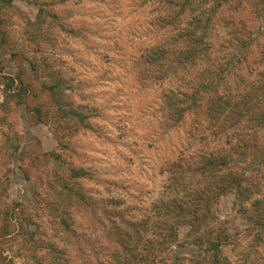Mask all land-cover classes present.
Listing matches in <instances>:
<instances>
[{"label": "rangeland", "instance_id": "rangeland-1", "mask_svg": "<svg viewBox=\"0 0 264 264\" xmlns=\"http://www.w3.org/2000/svg\"><path fill=\"white\" fill-rule=\"evenodd\" d=\"M244 19L246 47L234 34ZM187 29L204 36L197 65L178 57ZM1 39L0 264H214L221 236L224 264H264V224L248 219L264 204V142L234 155L255 186L244 205L202 171L239 132L264 141V125L218 128L204 106L179 119L169 102L210 65L222 94L259 79L264 0H13ZM175 200L210 215L192 227L168 211ZM163 221L180 225L161 244Z\"/></svg>", "mask_w": 264, "mask_h": 264}, {"label": "trees", "instance_id": "trees-1", "mask_svg": "<svg viewBox=\"0 0 264 264\" xmlns=\"http://www.w3.org/2000/svg\"><path fill=\"white\" fill-rule=\"evenodd\" d=\"M12 2L13 0H0V9L5 6L11 5ZM201 19L202 17L200 15L194 18L196 23H200ZM241 23L242 25H237L236 29L234 30V34L235 36H237L235 40L236 42H240L241 45L246 47V41L248 37L247 33H245L246 31H244L247 26L246 19L242 20ZM180 36L181 39H183L184 45L178 51L180 55H178V57H180L179 59L182 58L181 56H184V58H186L189 62L197 65L205 55V48H199L204 40V36L200 34L197 35L194 30L190 29H187L185 34L181 33ZM0 42L5 43L6 40L1 39ZM156 51L157 52L154 53L155 55L161 52L157 49ZM248 54V51L241 53V56L243 57L240 56L238 61H244ZM218 68L219 67L215 68V66L210 65L208 67H205V70L199 71L198 74H196L197 85L194 86L195 88H193L189 93L186 92V98L182 100V104L180 102L178 104L174 103V100L169 101L171 102V112L173 111L172 115L178 113L176 117L180 119L184 117L187 110H195V108L204 106L205 112L210 116L214 115V117L216 118L215 126H217L218 128H237V125H239V123L242 122L243 118L247 116L249 117V120L254 122V124L256 122L255 125L263 127L264 106H260V101L264 102V71L260 72L259 79H252L249 74H244L240 77L241 83H243L244 87L243 90H240L238 86V90H236V92H232L230 88L226 87L224 88L222 94L217 92L216 90V86L220 85L218 81H215V83H212L211 81L210 83H206L207 80L205 79L208 77V74H216L218 75V77H220V70H216ZM211 72H213V74H211ZM10 80L11 81L9 82V88H12L13 85H15L17 78L10 77ZM20 82H23L21 78ZM18 95L20 96V93H18ZM19 98L22 99L21 96ZM220 118L222 121L220 120ZM239 136L241 138V141L238 144H234L231 152L225 154L213 153L203 165L202 171L203 173H206L208 170L210 175H216L217 182L215 181V184L217 183L220 194L227 193L230 190H235L240 195L242 205H244L245 200L252 196L253 187L255 186H253V184L247 185L245 183V176L243 175V173H240L236 165L233 164V159L235 158L234 155L237 153H239L240 155L242 153L244 154L247 152V150L249 151V149L254 150L255 148L259 147L264 141L259 138L258 134L256 136H253L255 139L254 141L250 138L245 139L244 137H242V134L240 132L238 134V137ZM227 170L229 171L226 172ZM82 172L83 170L77 169L74 173L76 175H79ZM212 182H214V180H212ZM254 185H256L257 187L256 183ZM213 192L214 191H212L211 189L204 192L202 202L204 203L205 207L211 205L210 201L212 197H214ZM175 202L176 206H174V210L168 209V211H176L175 217L177 218H190L189 222L191 223L192 227H200V224L196 223L210 215V207L207 208L205 212H202L201 210H199L201 209L199 207V209H191L188 205L185 206L184 203L177 202L176 200ZM255 206L256 207L253 211V214H250L248 216V219L253 220L254 224L262 225L264 224V204L261 200H257ZM168 211L165 210L164 212H162V216L163 214H167ZM245 212L249 213L247 209L245 210ZM179 225V222H177L176 224H168V222L166 221H163L162 224H155L154 227L155 229H157L156 231L158 233H161V235L163 236L162 239L159 240L160 243L164 244L168 241V238L170 236H172L174 233L176 234ZM223 241V236L219 237L218 240L214 239L209 241L212 249L216 251L215 258L213 260L214 264H224L220 256V250ZM162 258L165 259L164 257ZM166 261L167 260L165 259V262ZM166 264H168V262H166Z\"/></svg>", "mask_w": 264, "mask_h": 264}]
</instances>
